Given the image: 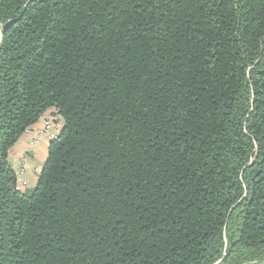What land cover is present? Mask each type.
I'll list each match as a JSON object with an SVG mask.
<instances>
[{
  "label": "trees",
  "instance_id": "trees-1",
  "mask_svg": "<svg viewBox=\"0 0 264 264\" xmlns=\"http://www.w3.org/2000/svg\"><path fill=\"white\" fill-rule=\"evenodd\" d=\"M36 185L9 151L43 117ZM264 253V0H0V264Z\"/></svg>",
  "mask_w": 264,
  "mask_h": 264
},
{
  "label": "crops",
  "instance_id": "crops-1",
  "mask_svg": "<svg viewBox=\"0 0 264 264\" xmlns=\"http://www.w3.org/2000/svg\"><path fill=\"white\" fill-rule=\"evenodd\" d=\"M47 117L48 115L43 117L33 127L40 126L42 121ZM48 143V140L42 139L39 144L34 147H30L27 144L25 135H22V137L17 141V143H15L10 149L9 159L13 166H15L23 156L27 157L28 160L26 171L21 175V179L17 183L18 189L24 190L26 188L32 189L35 187L39 176V167H42L47 157ZM20 182H24L25 184L22 185Z\"/></svg>",
  "mask_w": 264,
  "mask_h": 264
},
{
  "label": "built area",
  "instance_id": "built-area-1",
  "mask_svg": "<svg viewBox=\"0 0 264 264\" xmlns=\"http://www.w3.org/2000/svg\"><path fill=\"white\" fill-rule=\"evenodd\" d=\"M63 127V120L60 116L47 117L45 118L40 126L38 127H29L25 130L24 135L26 137L27 144L30 147H34L42 139L48 141L54 140L59 136V133ZM27 157H22L19 162L14 166L15 174L17 177V183L21 179V175L25 173L27 168ZM40 171V169H39ZM24 185V182H20Z\"/></svg>",
  "mask_w": 264,
  "mask_h": 264
},
{
  "label": "rangeland",
  "instance_id": "rangeland-1",
  "mask_svg": "<svg viewBox=\"0 0 264 264\" xmlns=\"http://www.w3.org/2000/svg\"><path fill=\"white\" fill-rule=\"evenodd\" d=\"M23 157H25V156H23ZM40 169H41V167H39ZM40 171H38V173H39ZM263 256H264V253H263ZM214 264H226V263H223V262H219V261H217L216 263H214ZM243 264H264V258L263 259H258V260H252V261H247V262H245V263H243Z\"/></svg>",
  "mask_w": 264,
  "mask_h": 264
}]
</instances>
